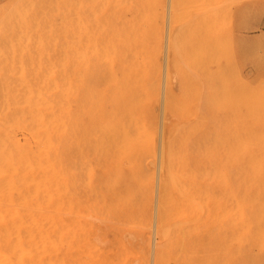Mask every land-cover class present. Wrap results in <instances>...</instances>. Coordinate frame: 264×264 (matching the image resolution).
I'll return each mask as SVG.
<instances>
[{"label": "rangeland", "instance_id": "374dc122", "mask_svg": "<svg viewBox=\"0 0 264 264\" xmlns=\"http://www.w3.org/2000/svg\"><path fill=\"white\" fill-rule=\"evenodd\" d=\"M107 30L122 32L120 83L127 88H120L121 122L107 120L111 129L99 131L107 138L120 129L122 141L98 146L90 170L81 163L90 203L56 212L76 220L52 244L57 263L264 264V0H0V140L8 148L0 208L9 222L0 224V242L12 264H21L22 144L32 162L38 135L63 134L45 95L50 100L55 78L82 59L89 35ZM78 115V127L88 129V114ZM50 142L63 158L92 151L86 143ZM33 174L30 167V195ZM182 196L186 208L176 215Z\"/></svg>", "mask_w": 264, "mask_h": 264}, {"label": "bare ground", "instance_id": "6f19581e", "mask_svg": "<svg viewBox=\"0 0 264 264\" xmlns=\"http://www.w3.org/2000/svg\"><path fill=\"white\" fill-rule=\"evenodd\" d=\"M125 28H126V26H125ZM119 30H116L113 32H110V30L109 31L107 30L108 32H104L100 36L89 35L88 44L85 46L84 53L82 54V59L81 60L79 59L80 61L77 60L78 62H76L74 65H72L67 70L63 68L62 71H64L63 72L64 74H61L58 77H56L54 84H52L53 82L51 83V81L53 79H51V81H49L50 79L48 78L49 84L51 83L52 86L54 85L53 90L51 88V85L49 86V88H51V90H52V92L50 94V96H51L50 100L51 101L48 98L49 94L45 95V92L43 95H45L46 97H45V100H43V101L47 105L49 103L53 105L52 109L56 113V118H57V120L55 119V122H56V124L61 126L60 131L63 132V134L58 133L59 136L56 138H54L53 135H51L50 139L45 138V135H38L39 140L36 143V148L33 152L34 155H33L32 162L29 161V156L27 153L28 152L27 151V145L25 146L24 143L22 144L23 156L21 158V165H22L21 170H22V176H23V190H22L23 191V200L22 201H23V205H24V209H23L24 214H23V222H22L23 227H22V231H21L22 238H21V240L18 239L19 241H18V245H17V250L15 249L16 250L15 252L17 253V256H18L17 260L19 259L21 261V264H59L57 262L60 261L61 259H60V255L57 253L58 249L55 248V246H57L58 244H55V245H52V244H54L55 239L61 240L60 238H63L65 232L68 233V228L66 227V225H67L66 222H68L70 224V226H74L76 224V220L71 218V219H67L65 222V219L60 214H57L56 212L60 209L66 210V211H73V210L78 209L82 205H88L90 203L91 183H90L88 174H86L85 178H82V174L80 172L81 171V163L84 164L83 167H85L86 170H90L89 165L95 159V157H93L92 154L94 153V151L96 153H99L101 151V149H96L98 146L114 144V143H109V142H113V141H122V135H121L120 129H117L114 131H107V132H110L109 134L112 133V136H109L107 138H105L106 136L105 137L103 136L104 132L99 131L100 128L103 126H104L105 131L111 129V128L106 127L105 123L107 120H108V123L121 122L120 112H122V111H120V107H121L120 106V99H121L120 98V92H122V91H120V88H123V87L127 88V85L123 86V84H124L123 82H125V81L122 82L123 84L120 83V78H121V75H120L121 65H120V63L123 61L122 60L123 58L121 59V36H123V35L121 34L122 32ZM123 50H124V48H123ZM124 51H127V49ZM179 51H180V49H179ZM72 61H74V60H72ZM146 63L150 64V62H146ZM5 69H3V72L5 71ZM60 69H62V65H61ZM124 69L127 70L126 68H124ZM62 71H58V72L62 73ZM5 73H8V72H5ZM5 73H2V74L5 75ZM58 74H56V75H58ZM47 75H45V76H47ZM147 75L149 78V73ZM5 76L10 78L11 75H9V76L5 75ZM16 77H18V76H16ZM104 78H105V87H102V85L104 84V83L102 84V81ZM11 79L12 78H10V80ZM13 79L15 80V81H13L14 83L16 82V80H19V79H15V77ZM12 80H11V82H12ZM18 83H20V82H18ZM120 84H121V87H120ZM18 86H20V85L18 84ZM150 86H151V84L149 85V87ZM22 87H24V85ZM43 87H41V88H43ZM133 88H135V87H133ZM20 89H22V88H20ZM147 89H149V88H147ZM105 90H107V91L111 90V91H108L109 95L106 94ZM123 90H124V88H123ZM10 91L12 92L11 89H10ZM26 91H28V90L26 89ZM34 92H36V90ZM126 94H128V93H126ZM4 95H5V92H4ZM35 96H36V94H34L33 97H31V98L35 99ZM0 97H1V95H0ZM106 100H107V102H110V105H111V111L110 112H106V103H107ZM22 101H24V100H22ZM40 101H42V99ZM12 102H10V104ZM110 105H109V107H110ZM30 106L32 107V105H30ZM33 111H35V110H33ZM81 112L86 113L89 116V120H88L89 128L88 129L85 126H84V128L78 127L80 125L76 122V119H78V117H79L78 113L80 114ZM125 116H126V119H127V117H129L128 115H124V117ZM124 117H122L123 120H124ZM65 123H73L75 125H74V127H67V126L63 125ZM137 127L141 128L140 126H137ZM137 127L135 130H137ZM96 128H98V130H96ZM127 132H128V134L126 133L127 135L131 134V136H133L132 135L133 133H129V131H127ZM134 134L136 135V133H134ZM142 134L139 137L137 136L136 138H138V139L140 138V140H141L142 136H145L144 134L143 135ZM125 137H127V136H125ZM53 139L59 141L58 144H60V142H64V143H66V142L86 143L87 146H91L92 151H90V149H89V151L91 153L89 154V151H87V155L83 156L81 159L77 158L74 155H71L70 157H67V158H63L61 156H57L56 153H54L53 147H47V145L51 143L50 140H53ZM127 139H130V138H127ZM7 150H8L7 143L3 140H0V177H1V174H3V172H4L3 166H4L5 159H6L5 156H6ZM14 151H15V149H14ZM15 153H16V151H15ZM12 154H14V153H12ZM14 162H15V160H14ZM14 164H16V162ZM21 165L19 167H21ZM6 167L4 166V168H6ZM30 167H33V171H34L33 178H32V181H33L32 189L33 190H32L31 195H30L29 185H28V170ZM118 171L121 173L122 169H120ZM181 171H182L183 176H184V168L181 167ZM8 172H7V174H8ZM4 173H6V171ZM19 173H20V170H19ZM38 175H39V179H38ZM175 175H178V169H174L173 176H175ZM17 176H18V174L16 175V178H17ZM14 178H15V176H14ZM190 179L191 178H189V180ZM173 181H175V178H173ZM235 181H236V179H235ZM72 182L75 183L77 186L73 187V188H66V185L67 184L70 185V183H72ZM1 183H2V181H1ZM9 183L11 184V182H9ZM36 183H39V186H37ZM245 183H246V181H245ZM183 184H184V178L182 180H178L176 182H173V185L176 188L179 186H183ZM5 186H7V184ZM5 186H3L2 189ZM10 187H11V185H10ZM39 187H40V189H39ZM5 190L6 189L4 188V191ZM114 190H112V192ZM7 196H9V194ZM5 197H6V195H5ZM5 197H4V199L7 198V197L6 198ZM204 199H205V197H204ZM1 200L2 199H0V202H2ZM197 200H198V197H197ZM16 206L19 207L20 205L18 206V204H17ZM183 207H184V196H182V199L178 205V212H175V214L176 215H177V213L182 214L183 210H184ZM234 207L236 208L237 206H234ZM184 208H186V206ZM52 210H53L52 214H47L48 212H50ZM211 210H213V209H211ZM21 211L22 210H20V212ZM232 212H233L232 213V215H233L235 210ZM188 213L190 215L189 211H188ZM3 214L4 213H2V208H0V224H3V222L5 223L8 220V219L6 221L4 220L5 217H3ZM16 214H17V212H16ZM15 216H16L15 220H17V215H15ZM237 216H238V214H237ZM9 218H10V216H9ZM202 218H204V217H202ZM19 219H21V217ZM19 219L17 222L15 221L16 225L19 223ZM232 219H233V217H232ZM252 221H253V219H252ZM240 225H243V224H240ZM255 226H256V224H255ZM201 228H203V227H201ZM0 229H2V228L0 227ZM183 229L185 231L186 228H183ZM195 229H197V228H195ZM254 229L257 230V228H254ZM5 230H8V229L6 228ZM237 230H238V228H237ZM174 231H176V229ZM253 231H255V230H253ZM253 231L251 232L252 234H254ZM2 232H0V241L1 242H2V239L4 238V237L1 238V236L4 234V232H3V234H2ZM181 232H183V230H181ZM52 233H55V234H52ZM185 233L186 232H184V234ZM256 233H255V235H256ZM258 233H259V231H258ZM233 234H235V233H233ZM8 236H9V234L7 235V237ZM186 236H188V235L186 234ZM186 236H185V238H186ZM254 237H256V236L250 237V238H252L251 240H253ZM14 238H16V237H14ZM13 240L15 241V239H13ZM1 242H0V244H1ZM11 242H12V240H11ZM12 243H14V242H12ZM61 243L62 242H60V244ZM4 244H5V241H4L3 245ZM6 244H5V246L7 247L8 245H6ZM3 245L2 244L0 245V264H12L10 252H8L7 249H4L5 246L3 247ZM180 245H181V243H180ZM260 245H261V242H260ZM243 246H245V241H244ZM246 247H249L248 244L246 245ZM246 247H245V250H246ZM235 248H236V246H235ZM253 252H254V250H253ZM15 256H16V254H15ZM15 260H16V258H15ZM17 260H16V262H17Z\"/></svg>", "mask_w": 264, "mask_h": 264}]
</instances>
